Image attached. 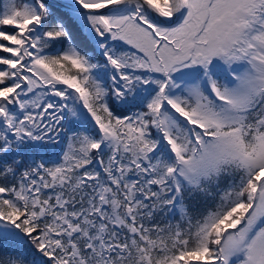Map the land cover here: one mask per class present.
Wrapping results in <instances>:
<instances>
[{
    "label": "snow or ice",
    "instance_id": "snow-or-ice-1",
    "mask_svg": "<svg viewBox=\"0 0 264 264\" xmlns=\"http://www.w3.org/2000/svg\"><path fill=\"white\" fill-rule=\"evenodd\" d=\"M0 264H264V0H0Z\"/></svg>",
    "mask_w": 264,
    "mask_h": 264
}]
</instances>
